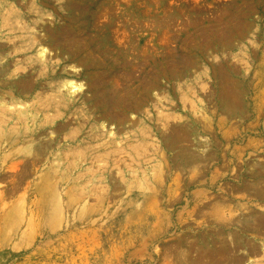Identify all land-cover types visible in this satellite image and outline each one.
<instances>
[{
    "label": "rangeland",
    "instance_id": "1",
    "mask_svg": "<svg viewBox=\"0 0 264 264\" xmlns=\"http://www.w3.org/2000/svg\"><path fill=\"white\" fill-rule=\"evenodd\" d=\"M2 67L35 141L0 168V264H264V0H0Z\"/></svg>",
    "mask_w": 264,
    "mask_h": 264
},
{
    "label": "bare ground",
    "instance_id": "2",
    "mask_svg": "<svg viewBox=\"0 0 264 264\" xmlns=\"http://www.w3.org/2000/svg\"><path fill=\"white\" fill-rule=\"evenodd\" d=\"M34 39V38H33ZM35 40V39H34ZM33 43H35V42H33ZM42 51H41V53L39 54V58L41 59V60H44L45 59V56H46V50L45 49H41ZM40 60V61H41ZM43 62V61H42ZM7 69V68H6ZM7 71V70H6ZM2 72H3V67L2 68H0V76H1V74H2ZM5 72V71H4ZM3 72V73H4ZM262 77V76H261ZM7 81V80H6ZM21 89H22V91L23 92H25V91H27V90H29V84H28V81L27 82H24V83H22L21 84ZM61 88L62 89H64V88H66L67 90H68V92H69V94H65V95H62V91L60 90V89H58V91L55 93V95L56 94H58V95H60L58 98H59V100L61 101L60 103H62L63 105H65V103L66 102H68L75 94H78V93H80V92H82L84 89H83V86L82 85H79V84H77L76 82H73V81H68V82H66L65 83V85H63V86H61ZM263 89V88H262ZM64 92H66V91H64ZM264 93V92H263ZM262 94V93H261ZM259 95V94H258ZM262 95H264V94H262ZM262 95H260V96H262ZM57 96V95H56ZM259 97V96H258ZM257 97V98H258ZM53 98H57V97H53ZM52 99V98H51ZM259 99V98H258ZM257 99V100H258ZM260 99H261V97H260ZM50 100V99H49ZM52 100H54V99H52ZM58 100V99H57ZM262 100V99H261ZM56 101V100H55ZM65 101V102H64ZM259 101V100H258ZM49 102V101H48ZM47 102V103H48ZM260 102V101H259ZM0 103H2V102H0ZM45 103V102H44ZM52 102H49V104H51ZM256 103V102H255ZM4 103H2L1 105H3ZM42 104H43V102H42ZM41 104V105H42ZM49 104H48V107H49ZM55 104H57V101L55 102ZM54 104V105H55ZM59 104V103H58ZM258 104V103H257ZM263 102H261V104L259 105H256L255 104V108H256V110L257 109H259L260 110V108H262L263 107ZM40 105V104H39ZM43 105H46V104H43ZM65 106H67V105H65ZM41 108H42V106H40ZM44 107V106H43ZM55 107V106H54ZM54 107H52V108H54ZM58 107V106H57ZM45 108V107H44ZM14 109V108H13ZM17 109V108H16ZM40 109V108H39ZM56 110H58L57 108H55ZM21 110H22V108H21ZM44 111V110H43ZM59 112V111H58ZM29 113H31L29 110H25L24 109V111H22V112H19V114L17 113V116H15L14 118V120L13 119H7L6 120V117H5V115H4V120H3V122L2 123H0L1 125H2V128H0V168L1 169H3L4 170V168L7 166V164L9 163L10 164V162L11 161H13V160H15L16 161V159H21L22 160V157L23 156H25V155H27L28 154V151L26 150V153H24L25 152V150L23 151L22 149L20 150V144H27V145H29L28 146V149H30L29 147H32V145L34 144V141H35V139L34 138H32V136H33V131L31 130V129H33V128H31L30 129V127L28 126V121L30 120V114ZM53 113H54V110H53ZM53 113H52V115H53ZM258 114H257V118L258 117H260V112H257ZM4 114V113H3ZM2 114V115H3ZM33 114V113H32ZM59 114V113H58ZM1 115V116H2ZM9 115V114H8ZM28 115H30V116H28ZM7 116V115H6ZM54 116H55V114H54ZM54 116H53V118H54ZM11 117V116H10ZM13 117V116H12ZM11 117V118H12ZM36 117V116H35ZM57 117V116H56ZM8 118H9V116H8ZM34 118V117H33ZM36 119H37V117H36ZM10 121H12L11 123H10ZM53 121V120H52ZM7 122H9L10 124H12V126H18V125H21V126H23V127H21V130L19 131V132H6V130L8 129V127H9V125H7ZM33 122H34V119H33ZM38 124H40V122H38ZM256 124H257V122H256ZM1 125H0V127H1ZM35 126V125H34ZM40 126V125H39ZM103 126V125H102ZM38 127V126H37ZM104 127V126H103ZM102 127V128H103ZM39 128V127H38ZM37 128V129H38ZM41 128V127H40ZM106 128V127H105ZM260 128V126L259 125H257V127H256V129H259ZM1 129H3V131L1 130ZM13 129V128H12ZM101 129V128H100ZM10 130H11V128H10ZM15 130V129H14ZM17 130V129H16ZM31 130V131H30ZM41 130V129H40ZM18 131V130H17ZM42 131V130H41ZM105 131V130H104ZM38 133V132H37ZM104 134V133H103ZM36 135V134H35ZM95 135H97V134H95ZM102 136V135H101ZM243 136V135H242ZM37 137V136H36ZM90 137V136H89ZM103 137V136H102ZM96 138H99V137H97V136H95L94 138H93V135H92V139H91V141L93 140V139H95L96 140ZM54 139V138H53ZM94 141V140H93ZM117 142V141H116ZM243 142V141H242ZM90 143V142H89ZM122 143V142H121ZM260 144V143H259ZM89 145V144H88ZM258 145V144H257ZM17 146H19V147H17ZM24 146V145H23ZM50 146V145H49ZM90 146H91V144H90ZM89 146V147H90ZM80 147H82V148H84L85 147V149H86V146H85V144L84 145H80ZM80 147H78L79 149V151H80ZM17 148H19V149H17ZM51 148V147H50ZM62 148V147H61ZM91 148H92V146H91ZM103 148V147H102ZM32 149V148H31ZM77 149V148H76ZM76 149H75V152H77L76 151ZM74 150V149H73ZM93 150V149H92ZM91 150V151H92ZM96 150H98V149H95V150H93V151H96ZM257 150V149H256ZM62 151V150H61ZM84 151V150H83ZM82 151V152H83ZM73 152V151H72ZM75 152H74V154L73 155H75ZM86 152V151H85ZM105 152V151H104ZM90 153V152H89ZM88 153V154H89ZM71 154V153H70ZM72 154H71V157H72ZM83 154V153H82ZM98 154H99V152H98ZM97 154V155H98ZM38 155V154H37ZM56 155V154H55ZM79 156H80V154H78ZM96 155V156H97ZM57 156V155H56ZM75 156H77V154L75 155ZM83 156V155H82ZM81 156V157H82ZM92 156V155H91ZM104 156V155H103ZM107 157H108V155H106ZM110 156V155H109ZM42 157V156H41ZM65 157V156H64ZM74 157V156H73ZM83 157H85V156H83ZM98 157V156H97ZM106 157V158H107ZM26 158V157H25ZM37 158H38V156H37ZM99 158V157H98ZM242 158V157H241ZM58 159V158H57ZM68 159V158H67ZM69 159H70V157H69ZM77 159V158H76ZM82 159V158H81ZM90 159V158H89ZM88 159V160H89ZM108 159V158H107ZM72 160V159H71ZM74 161H76L75 159H73ZM83 160V159H82ZM85 160V159H84ZM87 160V161H88ZM91 160V159H90ZM92 160H93V158H92ZM98 160V159H97ZM66 161V160H65ZM73 161V162H74ZM71 162V161H70ZM73 162H72V166L74 165L73 164ZM85 162V161H84ZM18 163V162H17ZM17 163L15 162V163H13L11 166H9V167H7V169L10 171H14L16 168H17ZM67 163H69L68 161H67ZM81 164V163H80ZM78 165V164H77ZM92 166V165H91ZM69 167V166H68ZM74 167V166H73ZM112 167V166H111ZM66 168V167H65ZM110 168V167H109ZM63 169V168H62ZM74 169V168H73ZM84 169V168H83ZM103 169H105V167H103ZM99 170V169H98ZM63 171V170H62ZM85 171V170H84ZM87 171V170H86ZM65 172V171H64ZM74 172V171H73ZM80 172V171H79ZM94 172V171H93ZM69 173H70V171H69ZM77 173V172H76ZM47 173H45V175H46ZM71 174H72V172H71ZM80 174V173H79ZM63 175V174H62ZM61 176V175H60ZM71 176V175H70ZM70 176L68 177V178H70ZM93 176V175H92ZM52 177V176H51ZM51 177H50V179H51ZM65 177V176H64ZM63 177V178H64ZM80 176H78V178H79ZM40 178V177H39ZM44 178V177H43ZM46 178V177H45ZM67 178V177H66ZM72 178H73V176H72ZM67 180V179H66ZM63 181V180H62ZM61 181V182H62ZM72 181V180H71ZM73 181H74V179H73ZM56 182H58V181H56ZM55 182V183H56ZM59 182H60V179H59ZM70 182V181H69ZM77 184V183H76ZM57 185V184H56ZM74 185V184H73ZM78 185V184H77ZM60 187H62L61 185H59ZM135 186H137V184L135 185ZM139 186V185H138ZM58 187V186H57ZM65 187V186H64ZM80 187H81V184H80ZM261 187V186H260ZM260 187H258V189L260 188ZM63 188V187H62ZM78 188V187H77ZM83 188H85V187H83ZM91 188V187H90ZM136 188V187H135ZM138 188V187H137ZM71 189V188H70ZM75 189V188H74ZM248 189V188H247ZM247 189H246V191H247ZM57 190H59L58 188H57ZM64 190V189H63ZM90 190V189H89ZM72 192V191H71ZM77 192V191H76ZM83 192V191H82ZM86 192V191H85ZM251 192V191H250ZM39 193V192H38ZM37 193V194H38ZM90 193V192H89ZM140 193V192H139ZM260 198L261 197H264V187L263 188H261V190H259L258 192H255ZM73 195H75L74 193H72ZM83 194V193H82ZM150 194V193H149ZM39 195V194H38ZM81 195V194H80ZM79 194H78V196H80ZM144 195V194H143ZM60 196H61V194H60ZM63 196V195H62ZM76 196V195H75ZM77 196V197H78ZM83 196H85V195H83ZM92 196V195H91ZM151 196V195H150ZM81 197V196H80ZM87 199H89V197L87 198ZM0 200L2 201L3 200V194H0ZM63 201V200H62ZM39 202H40V200H39ZM64 202V201H63ZM73 203H74V201L73 202H69V203H67V208H71L72 207V205H73ZM23 207V206H22ZM65 207V206H64ZM27 209V208H26ZM14 210V209H13ZM70 210V209H69ZM26 212V211H25ZM68 213V212H67ZM223 214V213H222ZM18 217V216H17ZM258 218V217H257ZM14 221V218L12 217V216H8V221L6 222V223H12ZM28 223V222H27ZM261 223H263L264 224V221L263 220H261ZM30 224V223H29ZM69 226V225H68ZM82 248V247H81ZM80 248V249H81ZM224 248H226V247H224ZM223 248V249H224ZM228 252V251H227ZM84 256V255H83Z\"/></svg>",
    "mask_w": 264,
    "mask_h": 264
}]
</instances>
